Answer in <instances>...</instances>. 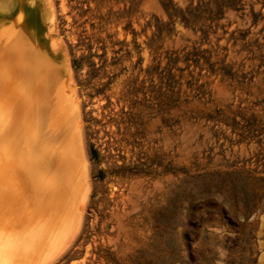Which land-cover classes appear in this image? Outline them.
Wrapping results in <instances>:
<instances>
[{
  "label": "rangeland",
  "instance_id": "rangeland-1",
  "mask_svg": "<svg viewBox=\"0 0 264 264\" xmlns=\"http://www.w3.org/2000/svg\"><path fill=\"white\" fill-rule=\"evenodd\" d=\"M34 3L92 184L46 264H264V0Z\"/></svg>",
  "mask_w": 264,
  "mask_h": 264
},
{
  "label": "bare ground",
  "instance_id": "bare-ground-1",
  "mask_svg": "<svg viewBox=\"0 0 264 264\" xmlns=\"http://www.w3.org/2000/svg\"><path fill=\"white\" fill-rule=\"evenodd\" d=\"M34 6L0 0V264L55 258L80 232L92 190L70 64L41 40L44 19Z\"/></svg>",
  "mask_w": 264,
  "mask_h": 264
}]
</instances>
